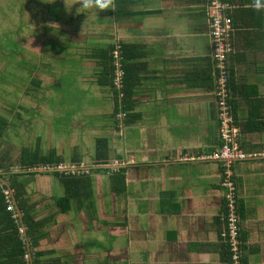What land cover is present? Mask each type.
I'll return each mask as SVG.
<instances>
[{"label":"crops","instance_id":"crops-1","mask_svg":"<svg viewBox=\"0 0 264 264\" xmlns=\"http://www.w3.org/2000/svg\"><path fill=\"white\" fill-rule=\"evenodd\" d=\"M120 5V11L108 3L94 8L99 13L82 9L76 14L58 0L36 11L45 16L44 31L37 32L42 34L38 44L42 37L46 40L40 48L46 44V54L73 69L47 84L46 93L39 79L31 80L42 92L36 98L39 107L25 108L26 116L19 113L18 130L30 136L18 148H33L39 140L42 152L55 148L62 156L57 167L89 174L96 208L95 216L86 207L58 213L37 249L53 250L42 257L63 256L78 264H226L222 165L205 157L218 147L219 133L204 5L195 0H128ZM231 5L236 9L230 35L234 119L240 147L248 155L233 163V178L246 264H264V0H233ZM96 15L102 20L96 22ZM50 21L56 24L47 25ZM82 35L98 43L85 54L79 51L85 44L61 42ZM117 41L144 50L136 59L141 69L129 121L125 112L114 113L112 89L100 84L103 65L93 55ZM2 115L11 122L6 134L13 132L16 123ZM28 120L29 126L23 123ZM104 137L109 162L94 165L96 141ZM119 169L126 183L121 193L111 188V174ZM43 173L22 177L31 199L39 201L38 218L57 212L55 185L63 190L58 175Z\"/></svg>","mask_w":264,"mask_h":264},{"label":"trees","instance_id":"trees-1","mask_svg":"<svg viewBox=\"0 0 264 264\" xmlns=\"http://www.w3.org/2000/svg\"><path fill=\"white\" fill-rule=\"evenodd\" d=\"M125 1L128 0H108V3L115 5L113 10L120 11L124 8V6H121L120 4ZM195 1L196 3L204 5L205 8L207 0ZM226 1L230 5L228 13L233 19L234 11L236 10H232L231 3H233V0ZM117 44L120 45V60L124 70L120 87H118L114 81V50L116 49ZM143 53L144 50L142 49V45L117 41L112 42L106 47L98 48L93 54L99 58V61L103 65L100 84H107L112 89L115 99L114 113L117 114L120 111L125 112L128 121L131 117L130 111L134 107V102L131 97L133 95L134 87L139 81V72L141 69L140 64H137L136 59L138 56H142ZM213 67L211 68V71H209V74L211 75L215 70ZM212 89L214 92L215 72ZM230 89L231 97L229 102L232 106L233 116L236 119L231 80ZM235 119L234 123L237 126ZM10 124V120L6 116L0 114V173L1 177L8 182V185H6L0 181V264H78L63 258V256H52L50 258L42 257L46 253H52L53 250L44 251L38 250L37 248L40 245V241L48 236L49 227L56 222V215L58 213H67L72 208L75 210H81L83 207H86L93 212L92 216H95L96 208L92 178L86 172L53 171L54 174L60 177L64 190L63 195L55 198V205L58 208L57 212L38 218L37 209L39 201L31 199L26 188V182L22 177L27 174L35 175L38 173L35 171H27L29 169L38 167H57L60 162H62V156L57 154L55 148H50L45 153L42 152L39 140L33 148L25 146L22 148L15 147V151L13 150V146L7 143L4 145V141H6L4 137ZM237 142L239 149L242 151L240 147V135L237 137ZM94 157V165L109 162V151L106 137L97 139ZM96 170L101 169L98 168ZM45 173L48 174L49 172H44L43 174ZM111 186L112 190L117 193H121L125 190L126 183L122 169L113 170L111 174ZM10 190L13 191L16 204L22 213L21 218L18 216L17 207L16 204L13 203ZM238 201L239 208V198ZM10 205L12 206V209H9ZM223 211L224 205L222 212ZM238 212L241 218L240 209ZM220 218L222 220V213ZM240 238L244 241L242 230L240 231ZM223 243L225 245L223 258L225 259L226 264H230L231 252L229 243L224 239ZM242 262L246 264L244 252Z\"/></svg>","mask_w":264,"mask_h":264},{"label":"rangeland","instance_id":"rangeland-1","mask_svg":"<svg viewBox=\"0 0 264 264\" xmlns=\"http://www.w3.org/2000/svg\"><path fill=\"white\" fill-rule=\"evenodd\" d=\"M57 2L58 0H0V114L6 113L12 122L16 123L14 130L17 133L12 129L13 132L10 130L5 135L6 143L13 146L14 151L21 140L30 136L24 129L18 130L19 113L26 116L25 108L28 109L29 107L30 110H33L39 105L36 98H39L38 96L42 91L36 88V84H32L31 80L39 79L44 88L42 93H46L49 90L46 87L47 84L62 80V76L73 69L68 63L56 62L57 59L46 54V44L43 48H40L41 44L44 45L43 42L46 41L44 37L41 39L42 43L38 44L37 41L42 36L37 32L44 31L41 25L45 24V16L36 11L46 10L52 3L57 4ZM59 2L67 9L71 8L72 10L73 8L74 11L77 9V11L82 12V9L74 5L76 0H72L67 4L68 0H59ZM94 8L95 6L89 8L92 11H90L91 14L99 13L96 10L97 8ZM29 10H33V12H29ZM95 19L97 22L102 20V17L96 15ZM51 23L56 24L55 21H50L47 25ZM91 31L97 30L93 28ZM64 32L66 37L69 36V31L66 33V30H64ZM100 32L97 35L99 38H101ZM35 33L40 35L36 36ZM74 39L76 40L63 39L61 42L64 45H74L78 42L81 46L85 44V49L79 50L81 55L89 52L94 48V45L98 44L91 41L93 38L87 39L85 35L77 36ZM55 51L59 53L60 49L57 48ZM23 58L28 61L27 66H25L26 63ZM86 71L88 74L89 70ZM85 76L90 79L93 77L91 73ZM33 82L35 83V81ZM35 88L37 94H35ZM92 88H94V92L99 91L95 85ZM28 122L29 120L23 123L28 124ZM54 191L55 195H63L60 185H55Z\"/></svg>","mask_w":264,"mask_h":264},{"label":"built area","instance_id":"built-area-1","mask_svg":"<svg viewBox=\"0 0 264 264\" xmlns=\"http://www.w3.org/2000/svg\"><path fill=\"white\" fill-rule=\"evenodd\" d=\"M229 8L230 5L226 0H207L205 4L209 37L212 44L211 56L215 68L214 94L217 105L219 144L215 150L204 156L221 162L220 185L225 199L222 212L224 222L222 237L229 243L230 264H244L242 262L244 241L240 238L241 218L238 212L239 188L233 178L235 173L233 163L236 160L247 158L248 155L239 149L237 142L239 129L234 123L232 106L229 102L231 97L230 53L232 51L230 35L233 29V19L228 13ZM120 58V45L117 44L114 50V81L118 87L121 86L124 75ZM9 209H12L11 205Z\"/></svg>","mask_w":264,"mask_h":264},{"label":"water","instance_id":"water-1","mask_svg":"<svg viewBox=\"0 0 264 264\" xmlns=\"http://www.w3.org/2000/svg\"><path fill=\"white\" fill-rule=\"evenodd\" d=\"M108 167H112V168H116V166L115 165H110V166H108ZM78 170V168L77 167H67V166H64V167H62V166H59V167H42V168H40V167H38V168H34V169H29V170H27V171H35V172H53V171H77ZM0 181L3 183V184H6V185H8V182L4 179V178H2L1 177V173H0ZM10 193H11V196H12V200H13V203L14 204H16V200H15V197H14V193H13V191L12 190H10ZM16 207H17V213H18V216L21 218V216H22V213H21V211H20V208L17 206V204H16Z\"/></svg>","mask_w":264,"mask_h":264},{"label":"clouds","instance_id":"clouds-1","mask_svg":"<svg viewBox=\"0 0 264 264\" xmlns=\"http://www.w3.org/2000/svg\"><path fill=\"white\" fill-rule=\"evenodd\" d=\"M77 5L79 9L87 10L93 6L98 8H105L108 6V0H77ZM71 8L66 9V11H70ZM75 12L77 13V9H75Z\"/></svg>","mask_w":264,"mask_h":264}]
</instances>
